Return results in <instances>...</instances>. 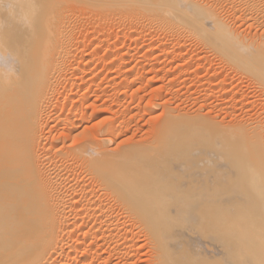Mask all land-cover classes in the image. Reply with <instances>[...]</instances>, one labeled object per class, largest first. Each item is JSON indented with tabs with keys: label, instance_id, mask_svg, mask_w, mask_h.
Returning a JSON list of instances; mask_svg holds the SVG:
<instances>
[{
	"label": "bare ground",
	"instance_id": "bare-ground-1",
	"mask_svg": "<svg viewBox=\"0 0 264 264\" xmlns=\"http://www.w3.org/2000/svg\"><path fill=\"white\" fill-rule=\"evenodd\" d=\"M225 7L260 36H239ZM85 16L104 18L109 30L118 19L178 42L192 35L264 96V0H0V264H136L138 239L147 264H264V124L223 125L159 102L162 119L150 117L136 140L131 127L127 141L124 90L113 99L118 109L107 102L112 82H94L95 65L85 78L101 58L82 52ZM118 59L125 69L126 54ZM88 118L97 121L90 128Z\"/></svg>",
	"mask_w": 264,
	"mask_h": 264
},
{
	"label": "rangeland",
	"instance_id": "rangeland-1",
	"mask_svg": "<svg viewBox=\"0 0 264 264\" xmlns=\"http://www.w3.org/2000/svg\"><path fill=\"white\" fill-rule=\"evenodd\" d=\"M226 8V7H225ZM224 8V9H225ZM223 9V10H224ZM222 10V17L224 18L225 22L228 23V25H230V28L237 31L239 36L241 35L242 37H246V38H249V35H250V38H254L253 36L255 37H258L260 36V29L257 28V27H253V26H249L250 22H245L243 19L240 18V14L238 15L237 12L234 13V11L232 10ZM228 11V12H227ZM232 11V12H231ZM225 12V13H224ZM229 13H234L235 15H231ZM237 14V15H236ZM237 16V17H236ZM239 16V17H238ZM86 18L82 21V25H84L85 27L82 28V37H86L87 41H85L86 39L83 38V41L84 43L88 42V45H91V46H94V47H91L89 48V46L85 45L84 44V50L82 52H84L85 54H88V52H90L89 54L94 56V57H101L102 60L103 59H107L106 62L103 64L102 63V60L100 58V61L97 63H94V62H90L86 69L87 68H90V69H87V73L88 71L91 70V67H93L94 65L96 66V68L94 69L95 73L94 74H98L96 75L98 78L94 80V82H99V83H96V84H100V87L101 89H103L104 87L107 88L108 85L104 86L105 84H107V81H108V84L111 85V82H112V85L109 86V90H107V92L109 94L106 95V97H108L107 99V102L110 101V99L112 100V104L115 103L116 101H118L117 98H119L120 100H123L120 98L121 96V92L123 91L124 95H123V104L122 106H120L122 109L121 110V116L123 115L124 118H126L127 116L129 117L131 114H133L134 112L131 111V109L133 111H135V109H137V106L140 105L137 110L139 111H135V114L133 115L134 117H132V119L130 118V120L133 121V123H131L132 121L129 120V118H126L125 120L123 119V116L120 118H122V122L124 121H129V125L130 124H133L132 126L130 127H127L128 126V123L125 122L124 125L126 124V129H127V133L124 134V136L126 137V134H131L130 136H133V139L136 140V138H141V135H137L136 132H139L141 133V131L143 132L142 135L144 136V132L145 131H148V128H151L152 127V123H153V120H149L150 117L152 116H157L158 113L161 112V114L158 115L157 118V121L156 122H159V120H161L162 117H163V107L161 106V110L160 111V105L161 104H158L159 102H165V104H162L163 106L164 105H170L171 107H178V108H181V111L186 113V114H196L200 116H202V118H210V119H213L214 121H216L217 123H223V125H232V124H237V123H240V122H246L248 119L249 120H254L257 122L260 121L264 124V96H262V93H261V89L260 87L256 84L255 85V82H253L254 80L249 79L250 76H247L245 73H242L240 71L236 72L238 69L232 67V65H230L229 63H227L226 61H224L223 59H221L222 57L219 56L218 54L216 55L213 54L212 50L208 49V48H203L201 47L199 44H197V42H194L196 37L192 36V35H188L189 38H186L184 37V40H180L179 42L177 40L174 39V37H172L174 34L170 31H168V33H166L167 31H163L160 33V31L157 32V30H153L154 28H148V27H145V26H142V25H135L137 27H135L133 24H128L127 22H123V24H125L123 26H121L120 22H118L115 18L114 19L118 22L119 25H117V22L116 25L117 26H113V27H118V26H121L120 27V30L119 28H115L113 29L112 28V24L111 23L112 21L114 22L115 20H111L110 22V25H111V28L109 30V28L106 29L107 27V24L109 23V21H105L103 20L104 18L101 19V17H90L91 19H95V21L97 20V18H99L97 20V22H95V26H91L93 23L91 22V19L89 18L88 19V16H85ZM239 18V19H238ZM90 20V22L87 23L88 20ZM241 19V20H240ZM102 21L103 26H105V29L101 26L102 24L98 23V21ZM93 21V20H92ZM99 21V22H100ZM104 21L106 23H104ZM94 22V21H93ZM87 23V24H86ZM128 25H127V24ZM249 23V24H247ZM87 26H86V25ZM91 28H90V26ZM97 24H99L100 28H97ZM109 25V24H108ZM114 25V24H113ZM127 25V26H126ZM131 25V27L129 26ZM135 28H133V26ZM129 26V28H127ZM89 28L88 32L86 31L87 28ZM93 27H95L96 29H94ZM110 27V26H108ZM125 27L124 29V32H123V28ZM139 27V28H138ZM142 27H145V28H142ZM169 29L170 27L167 26ZM94 30H93V29ZM92 29V30H91ZM98 29H102L100 33L102 34V36L99 34V32H94L95 30L96 31H99ZM112 29V30H111ZM86 31L85 33H83L84 31ZM110 31V35L108 32L106 31ZM257 30V31H256ZM93 31V32H91ZM111 31L113 32L111 34ZM115 31V32H114ZM116 31L118 32L117 34ZM155 31V32H153ZM91 32V33H90ZM121 32V33H120ZM157 32V33H156ZM236 32V33H237ZM103 33H105V35H103ZM108 33V34H107ZM120 33V35H119ZM160 33V34H159ZM255 33V34H254ZM84 34V35H83ZM88 34V35H87ZM107 34V35H106ZM127 34V35H126ZM172 34V35H171ZM259 34V35H258ZM86 35V36H85ZM96 35V36H95ZM109 35V36H108ZM187 35V34H186ZM89 36V37H88ZM108 36L110 38V40L108 39L107 37V40L105 39L106 37ZM117 36V37H116ZM125 36V37H124ZM92 39H91V38ZM100 37V38H99ZM103 37V40L105 42V48H99V47H102L99 45L98 41L97 40H100L102 39ZM90 38V39H89ZM98 38V39H97ZM134 38V39H133ZM89 39V41H88ZM95 39V40H94ZM115 39V40H114ZM125 39V40H124ZM145 39V40H144ZM169 39V40H168ZM174 39V40H173ZM102 40V42H103ZM156 40V41H155ZM161 40V41H160ZM194 40V41H193ZM81 41V40H80ZM94 41V42H93ZM110 41V42H109ZM120 41V42H119ZM150 41V42H149ZM164 41V42H163ZM168 41V42H167ZM185 41V42H184ZM96 42V43H95ZM102 42L100 43L101 45ZM116 42V43H115ZM178 43V44H175V43ZM93 43V45H92ZM98 43V44H97ZM107 43V44H106ZM109 43V44H108ZM124 43V44H123ZM167 43V44H166ZM97 44V45H96ZM122 44V45H121ZM128 44V46H127ZM148 44V45H147ZM165 44V45H163ZM174 44V45H173ZM181 44H184L183 46ZM99 45V46H98ZM109 45V46H108ZM111 45V46H110ZM160 45V46H159ZM163 45V46H161ZM179 45V46H178ZM186 45V46H185ZM86 46V47H85ZM97 46V48H96ZM125 46V47H124ZM154 46V47H153ZM159 46V47H158ZM175 46V47H174ZM82 47V46H81ZM110 47V48H108ZM118 47V48H117ZM145 47V48H143ZM150 47V48H149ZM173 47V48H172ZM86 48V49H85ZM96 48V52L94 51V49ZM153 48V49H152ZM180 48V49H179ZM184 48V49H183ZM99 49V50H98ZM140 49V50H139ZM106 50V51H105ZM111 50V51H110ZM124 50V51H123ZM157 50V51H156ZM165 50V51H164ZM210 50V51H209ZM88 51V52H87ZM119 51V52H118ZM160 51V52H159ZM198 51V52H197ZM173 53V54H170ZM83 53V54H84ZM94 53V54H93ZM99 53V54H98ZM118 53V54H117ZM120 53V54H119ZM130 53V54H129ZM132 53H134L132 55ZM146 53H147V56H146ZM149 53V54H148ZM152 53V54H151ZM177 53V54H176ZM180 53V54H179ZM182 53V55H181ZM184 53V54H183ZM88 54V55H89ZM98 54V55H96ZM114 54V55H113ZM126 54V64H125V69H117L118 68V62H119V57H122L123 55ZM155 54V55H154ZM170 54V55H169ZM110 55L114 58H117L114 59L112 57H110ZM136 55V56H135ZM161 55V56H160ZM201 55V56H200ZM107 57V58H103V57ZM115 56H118V57H115ZM131 56V57H130ZM160 56V57H159ZM177 56V57H176ZM187 56V57H186ZM219 56V57H218ZM162 57V58H161ZM175 57V58H174ZM132 58V59H131ZM134 58V59H133ZM152 58V59H151ZM189 58V59H188ZM204 58V60H203ZM109 59V60H108ZM113 59V60H112ZM151 59V61H150ZM156 59V60H155ZM161 59V60H160ZM118 61L117 63L115 62ZM141 60V61H140ZM145 60V61H143ZM171 60V61H170ZM111 61V62H110ZM165 61V62H164ZM169 61V62H168ZM193 61V62H192ZM114 62V63H113ZM140 62V63H139ZM155 62V63H154ZM163 62V63H162ZM172 62V63H171ZM192 62V63H190ZM200 62V63H199ZM218 62V63H217ZM108 63V64H107ZM114 65H113V64ZM133 63V64H132ZM199 63V64H198ZM221 63V64H220ZM225 63V64H224ZM111 66H110V65ZM136 64V65H135ZM138 64V65H137ZM150 64V65H149ZM153 64V65H152ZM213 64V65H212ZM228 64V65H227ZM102 65H104L103 67H101ZM109 65V66H107ZM127 65V66H126ZM218 65V67H217ZM98 66V67H97ZM114 66V67H113ZM151 66V67H149ZM200 66V67H199ZM229 66V67H228ZM231 66V68H230ZM128 67V69H127ZM132 67V68H131ZM174 67V68H173ZM101 68H104L106 69V72L107 73H110V78H109V75L104 71V69L100 70ZM116 68V70H114ZM133 68H134V71H133ZM137 68V69H136ZM168 68V69H167ZM197 68V69H196ZM96 69L97 71H99V73H96ZM132 69V70H130ZM158 69V70H157ZM165 69L167 72H165ZM179 69V70H178ZM200 69V71H199ZM120 70V71H119ZM160 70V71H159ZM164 70V71H163ZM178 70V71H177ZM196 70V71H195ZM225 70V71H224ZM234 70V71H233ZM241 70V69H240ZM120 74L118 76V74ZM120 73H119V72ZM128 75L126 76L123 72ZM143 71V72H142ZM147 71V72H146ZM231 71V72H230ZM242 71V70H241ZM92 72V71H90ZM88 73L85 78H92L94 76H90L91 75H94L93 73ZM102 72V73H100ZM137 72V73H136ZM150 72V73H149ZM171 72V73H170ZM217 72V73H216ZM219 72V73H218ZM240 72V73H239ZM105 73V75H104ZM122 73L126 76H122ZM135 73V74H134ZM138 73H143V77L138 79L136 74ZM148 75H147V74ZM157 73V74H156ZM186 73V74H185ZM239 73V74H238ZM105 76L104 78L102 77V75ZM130 74V75H129ZM161 74V75H160ZM208 74V75H207ZM217 74V75H216ZM101 75V76H100ZM108 75V76H107ZM116 75V76H115ZM134 75V76H133ZM90 76V77H88ZM146 78H145V77ZM152 76V77H150ZM161 76V77H160ZM176 76V77H175ZM181 76V77H179ZM224 76V77H223ZM119 77H123V78H119ZM134 77V78H133ZM148 77V78H147ZM179 77V78H178ZM203 77V78H202ZM214 77V78H213ZM216 77V78H215ZM83 79V82L84 83V86H86V83L87 85L91 84L90 83V80H88L86 82V79ZM103 78V79H102ZM109 78V79H107ZM165 78V79H164ZM101 79V80H100ZM113 79V80H112ZM115 79V80H114ZM142 79V80H141ZM144 79V80H143ZM152 79V80H151ZM158 79V80H156ZM171 79V80H170ZM99 80V81H98ZM118 80V81H117ZM126 80V81H125ZM132 80V81H131ZM149 80V81H148ZM151 80V81H150ZM181 80V81H180ZM189 80V81H188ZM225 80V81H224ZM247 80V81H246ZM104 81V83H103ZM136 81V82H135ZM139 81V82H138ZM154 81V82H153ZM167 81V82H166ZM220 81L222 82V84L220 83ZM106 82V83H105ZM115 82V83H114ZM118 82V83H117ZM125 82V83H124ZM151 82V83H150ZM174 82V83H173ZM253 84H252V83ZM79 83V82H78ZM103 83V85H101ZM124 83V84H123ZM138 83V84H137ZM115 84V85H114ZM126 85V89L128 90H125L124 86L123 85ZM133 84V85H132ZM140 84V85H139ZM149 84V85H148ZM208 84V85H207ZM118 85H119V88H118ZM123 87V89H120L121 86ZM147 85V86H146ZM182 87H181V86ZM205 87H204V86ZM210 85V86H209ZM253 85V86H252ZM83 86V87H84ZM104 86V87H102ZM114 88H113V87ZM142 86V87H141ZM144 86V87H143ZM163 86V87H162ZM186 86V87H185ZM88 87V86H86ZM112 87V90H110ZM135 87V88H134ZM178 87V88H177ZM116 88V90H115ZM142 88V89H141ZM150 88V89H149ZM257 88V89H256ZM145 89V90H144ZM160 89V90H159ZM178 89V90H177ZM215 89V90H214ZM219 89V90H218ZM233 89V90H232ZM260 89V90H259ZM83 90H85V88L82 89V91L80 90L79 92V95L83 93ZM117 90H121V91H117ZM137 90V91H136ZM230 90V91H229ZM239 90V91H238ZM111 91V92H110ZM117 91V92H116ZM127 92V95L126 96V92ZM135 91V92H134ZM147 91V92H146ZM222 91V92H220ZM223 91H225L223 93ZM75 92V91H74ZM82 92V93H81ZM106 92V93H107ZM114 92V93H113ZM78 93V92H77ZM92 92H90L89 94L91 95ZM100 93L102 94V92L100 91ZM118 93L120 95H118ZM136 93V94H135ZM148 93V94H147ZM181 93V94H180ZM221 93V94H220ZM240 93V94H239ZM113 94L115 96H113ZM159 94V95H158ZM164 94V96H163ZM168 94V95H167ZM171 94V95H170ZM174 94V95H173ZM183 94V95H182ZM208 94V95H207ZM212 94V95H211ZM235 94V95H233ZM98 95V94H97ZM100 95V94H99ZM112 95V96H110ZM118 95V96H117ZM130 95V96H129ZM136 95V96H135ZM182 95V96H181ZM216 95V96H215ZM222 95V96H221ZM93 96V95H91ZM95 96V95H94ZM93 97H91L90 101L93 100ZM156 96V97H155ZM160 96V97H159ZM162 96V97H161ZM78 97V96H76ZM105 97V98H106ZM115 97H117L116 99H114ZM134 97V98H133ZM143 97V99H142ZM174 97V99L172 98ZM213 97V98H212ZM64 98V97H62ZM104 98V96L102 97ZM163 98V99H162ZM203 100H202V99ZM61 99V98H60ZM113 99L115 102H113ZM129 99V100H128ZM131 99V100H130ZM208 99V100H207ZM223 99V100H222ZM63 101V99H61ZM60 100V101H61ZM142 100V101H141ZM153 100V101H152ZM174 100V101H172ZM177 100V101H176ZM217 100V101H216ZM221 100V101H220ZM226 100V101H224ZM128 101V102H127ZM141 101V102H140ZM148 101V102H147ZM182 101V102H181ZM212 103H211V102ZM122 102V101H121ZM127 102V103H126ZM151 102V103H150ZM168 102V103H167ZM170 102V103H169ZM184 102V103H183ZM111 103V101H110ZM143 103V104H142ZM146 103H150V105H146ZM157 103V104H156ZM201 103V104H200ZM204 103V104H202ZM206 103V104H205ZM230 103V104H229ZM109 104V102H108ZM174 104V105H173ZM176 104V105H175ZM212 104V105H211ZM111 105V104H109ZM150 106L151 108H154V112L155 114L153 115L154 112H152L153 109H151L149 107V111L151 110V112L149 113L148 109H146V107H143V106ZM152 105V106H151ZM179 105V106H178ZM183 105V106H182ZM185 105V106H184ZM202 105V106H201ZM88 106V105H87ZM113 106H115V104H113ZM159 106V107H158ZM169 106V108H170ZM223 106V107H222ZM235 106V107H234ZM116 107V106H115ZM119 107V108H120ZM126 107V108H125ZM131 107V108H130ZM136 107V108H135ZM142 107V108H141ZM89 108V107H88ZM118 108V107H116ZM116 108H114L115 110H117ZM118 108V109H119ZM125 108V109H123ZM130 110L128 111L127 110ZM135 108V109H134ZM147 110V113H145L146 111L144 109ZM200 108V109H198ZM213 108V109H212ZM232 109V110H231ZM124 110V112H123ZM141 110V111H140ZM156 110V111H155ZM213 110V111H212ZM127 111V112H126ZM199 111V112H198ZM209 111V112H207ZM230 111V112H229ZM92 111H90V108L87 109V114L90 115ZM129 112V113H128ZM195 112V113H194ZM261 112V113H260ZM263 112V113H262ZM126 113V114H125ZM137 113V115H136ZM151 114V116L149 114ZM127 114H130V115H127ZM149 115L147 117H144L143 118V115ZM206 114V115H205ZM246 114V115H244ZM127 115V116H126ZM204 115V116H203ZM262 115V116H261ZM136 116V117H135ZM139 116V117H137ZM142 116V117H141ZM243 116V117H242ZM254 116V117H253ZM249 117V118H248ZM133 118H135V120H133ZM139 118V119H138ZM141 118V119H140ZM149 120H147V119ZM159 118V119H158ZM89 119V118H88ZM151 119V118H150ZM154 119V118H153ZM236 119V120H235ZM240 119V120H239ZM121 120V119H120ZM145 120V122H144ZM147 120V121H146ZM156 120V119H155ZM154 120V121H155ZM87 124H85L87 127H91L92 124L96 121V120H87ZM94 121V122H93ZM150 121L152 123H150ZM226 121V122H225ZM238 121V122H237ZM97 122V121H96ZM147 122L149 124H147ZM232 124H231V123ZM140 123V124H139ZM141 123H143L144 126H141ZM146 123V124H145ZM51 125L49 126H54V124L50 123ZM156 124V123H155ZM153 124V125H155ZM137 125L139 127L142 128L140 130V127L138 128ZM89 127V128H90ZM131 127L135 128L134 131L132 130L131 132H129L131 129ZM147 129V130H144V128ZM148 127V128H147ZM132 128V129H133ZM140 131H139V130ZM129 130V131H128ZM136 130V131H135ZM137 135V136H136ZM129 135H127V137L125 138L127 141H129V138L130 137ZM128 138V139H127ZM132 138V137H130ZM122 139L121 141H126L124 139V137H120L119 140ZM134 140H131L130 139V142L134 141ZM138 140V139H137ZM120 142V141H119ZM140 238V237H139ZM139 240V243L143 244V247H144V240L142 241L141 239H138ZM137 239L135 241H138ZM134 241V242H135ZM142 241V242H141ZM137 245V242H136V245L139 246L137 248V246L133 243L131 244V248L133 247L134 248V251L138 250L139 252V257L140 259L138 258H135L134 260H136V264L139 262V260H142L140 261L138 264H147L148 262V259H146V257L144 258V256H148L146 254L148 253H145L146 252V249H145V252H144V248H140V245ZM134 245V246H133ZM142 247V246H141ZM128 248V247H127ZM130 248V249H131ZM136 249V250H135ZM142 249V250H141ZM133 250V249H132ZM140 250V251H139ZM144 252L143 254L141 252ZM142 256H141V254ZM142 258V259H141ZM148 258V257H147ZM105 259V258H104ZM137 259H138V262H137ZM103 261V260H102ZM101 261V263H102ZM146 261V262H145ZM109 263H112L111 261ZM108 263V264H109ZM150 264V263H148Z\"/></svg>",
	"mask_w": 264,
	"mask_h": 264
}]
</instances>
